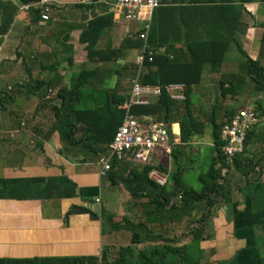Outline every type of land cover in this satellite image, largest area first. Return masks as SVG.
I'll return each instance as SVG.
<instances>
[{"label":"crops","instance_id":"crops-1","mask_svg":"<svg viewBox=\"0 0 264 264\" xmlns=\"http://www.w3.org/2000/svg\"><path fill=\"white\" fill-rule=\"evenodd\" d=\"M111 1L83 0L82 4L92 2V6L82 8L74 0H50L45 21H31L27 10L17 9L8 31L0 36V94L6 93L0 105V130L7 131L0 138V258L94 255L108 245L113 236L111 232L100 234L99 209L104 207L113 213L114 204L121 207L127 197L117 194L119 184L98 176L96 160L101 152L98 149L105 144L92 140L86 141L88 145L75 141L64 143L53 129L54 111L61 105L56 93L68 87L72 74L84 66L85 69L96 68L98 73L85 85L86 92L105 85L110 90L116 83L112 67L115 68L117 62L119 66L132 64L139 53L138 48H123L114 64L98 61L94 55L87 56L85 43L78 40L86 20L102 13L105 5L108 11ZM244 7L246 13L242 14V21L247 28L239 36L241 41L238 40L245 53L254 59L259 49L262 32L259 23L264 7L258 2L244 4ZM16 22L31 32L22 36L21 41L17 38L15 50L9 54L3 47L10 40V30ZM143 24L141 20L125 21L112 15L110 27L105 29L94 48L104 49L99 56L107 58L110 55L105 49L107 45L117 47L124 37L139 34ZM184 27L192 29L189 24ZM174 45L179 47L180 43ZM23 51H27V56ZM158 51H163V47ZM126 71L123 70L117 83L120 93L129 89L125 85ZM113 75L115 78L110 86ZM67 100L63 105L75 104L70 96ZM98 125L103 127L104 122ZM172 130L178 132L176 122L172 123ZM79 137H82L79 131L74 130L73 139ZM156 157L152 156V165L158 163L159 156ZM137 165L142 164L126 161L118 172L125 175ZM254 166L256 171L240 172L241 184H247L246 192L241 191L242 185L232 188L230 182V200L219 202L211 209L206 236L198 243L200 264L226 261L264 264L261 229L264 224V166ZM228 171L237 173L232 165ZM94 207H98L97 213ZM166 231H174V228L167 227ZM182 240L176 241L177 244L189 242L185 238Z\"/></svg>","mask_w":264,"mask_h":264},{"label":"trees","instance_id":"trees-1","mask_svg":"<svg viewBox=\"0 0 264 264\" xmlns=\"http://www.w3.org/2000/svg\"><path fill=\"white\" fill-rule=\"evenodd\" d=\"M17 1L30 3L37 0ZM158 2L159 5L150 13L146 36L147 48L143 51L140 82L158 86L159 93L150 97L147 104L133 105L131 112L136 116L148 115L155 120L163 121L168 129L171 123L176 122L179 143L171 146L169 153L173 163L171 171H167L160 161L155 165L132 166L125 175H121L118 169L126 161L111 162L105 177L112 184H122L128 194L126 201L137 208V213L133 214L135 220L122 215L120 221H117L114 213L100 207V234L123 228L130 232L129 243L118 246L114 252L110 246L104 245L98 254L94 255L0 258V264H200L201 249L198 243L206 236L205 227L211 209L219 202L230 200L232 191L230 181L225 176L227 171H222V168L228 169L229 165L225 163V157L220 150L224 143L220 136V128L223 119L231 116L236 108L213 102L211 109L204 112L205 116L202 114L203 119H200L197 117L198 114L194 113L196 107L191 106L192 87L199 82L204 65L212 72L218 71L227 48L232 44L242 59L235 72L218 80L219 95L223 98L226 94L234 92L240 83L251 86L255 92H260L264 88V67L261 63L264 61V13L259 23L262 32L257 57L250 58L238 40L247 28V24L242 21V14L246 13L244 4L258 2L264 7V0H158ZM77 6L88 8L92 6V2L78 3ZM106 8L105 5L102 13L93 14L86 20L78 40L85 43L88 57L94 55L98 61H110L114 64L116 58L122 55L123 48L140 49L142 40L138 38V34L134 37H124L117 47L106 46L105 49L110 51L107 58L100 57L99 54L104 49H95L94 46L105 29L111 25L112 14ZM16 12L17 7L14 3L10 0H0V36L8 31ZM27 16H30L31 21L39 20L40 8L30 7ZM184 23L192 25V29L189 31L184 27ZM176 42L180 43L179 47L174 45ZM160 47H163L161 52L158 51ZM148 51L150 61L147 60ZM129 67L135 71L134 64H121L118 68L113 66L111 74L116 75L115 85L110 90L105 85L88 93L85 85L91 82L98 70L81 68L72 74L68 87L61 88L56 93L61 105L54 111L56 120L53 129L57 131L61 141L64 143L75 141L85 145L86 141L92 140L96 144H105L104 148L98 149L100 153L106 149L123 116V110L118 105L127 98L129 89L120 93L117 91V83L123 70ZM168 84H181L183 99L170 98L165 90ZM36 87H39L38 83ZM93 93L94 97L86 98V95ZM69 96L73 98L75 104L67 102L68 105H63V101L65 102ZM5 98L6 93L2 92L0 105ZM255 108H261L259 102ZM101 121L104 122L103 127L98 125ZM256 124L257 121L246 131L243 151L232 157V166L244 174L255 165L244 153ZM74 130L79 131L82 136L78 140L73 139ZM206 130L213 155L205 170L198 173L197 181L200 188L195 191L183 182L177 160L183 154L185 145L192 143L194 136H202ZM259 155H264V147ZM152 168L167 173L163 185H158L148 178V171ZM246 185V183L242 185V192H246ZM128 206L127 210H132ZM184 220L189 228L184 234L185 238L188 237V243L177 244L172 237L162 235V226ZM261 229L264 233V224ZM219 264L234 263L226 261Z\"/></svg>","mask_w":264,"mask_h":264},{"label":"built area","instance_id":"built-area-1","mask_svg":"<svg viewBox=\"0 0 264 264\" xmlns=\"http://www.w3.org/2000/svg\"><path fill=\"white\" fill-rule=\"evenodd\" d=\"M18 10L26 11L30 7L40 8V20H47L50 10V0H37L30 3H21L11 0ZM81 3L83 0H74ZM159 5L158 0H112L108 3V11L114 18L125 21L141 20L144 22L138 38L142 40L139 53L134 56L132 63L135 66L133 75L129 78V93L118 107L123 110L120 124L116 127L108 142L106 149L97 156L98 176L104 177L108 172L112 161H130L137 164H151L152 155L159 156L170 153L172 144L179 142L178 132L172 130V123L169 129L163 121L155 120L148 115L136 116L131 112L133 105L147 104L150 97L159 93V87L140 82V75L143 70V51L147 48L146 36L151 10ZM148 51L147 60L150 61ZM181 84H168L166 92L172 99H183ZM178 90V93L175 91ZM220 128V136L223 144L220 147L225 157V163L232 165V157L239 154L244 148L246 131L256 123L254 109L249 106H242L235 109L233 114L223 119ZM23 120L19 125L22 126ZM7 131L0 130V138ZM9 132V131H8ZM169 134L171 138L169 139ZM228 168V169H229ZM222 168V171H228ZM148 178L158 185L166 182L167 173L156 168L148 171ZM97 200V199H96Z\"/></svg>","mask_w":264,"mask_h":264},{"label":"rangeland","instance_id":"rangeland-1","mask_svg":"<svg viewBox=\"0 0 264 264\" xmlns=\"http://www.w3.org/2000/svg\"><path fill=\"white\" fill-rule=\"evenodd\" d=\"M56 1L64 2L68 0H56ZM21 24L22 23L20 22H16L14 26L11 27L10 31H12V34H10V38H9L10 40L6 43V46L3 47V50L9 54H13V51L15 50L14 47L16 45L17 38H19L21 41L22 36H28L31 32V31H26L21 26ZM239 40L241 41V37L239 38ZM23 52H25L27 56V51H23ZM241 59L242 58L237 53L235 47L232 44H230L225 52L224 59L217 72L210 71L208 66L204 65L202 68V73L199 82L193 85V90L191 93V106L197 108V109L195 108L194 113L198 114L197 117L203 119V117L205 116L204 112L206 113L211 109L210 106L213 102H219L221 105L225 104L227 106H233L234 108L249 106L253 109L255 108L256 104L259 102L261 108L254 109L257 124L254 127V133L247 144V148H246L247 150L246 153H244V155L250 157L256 166H258V164H262L264 166V158L259 159L260 157L259 154L261 153V151H263V147H264V88L260 92H255L253 88H251V86H245L242 83H240L241 87L240 84H238L234 92L226 94L223 98L219 95V87L217 83L218 80L229 73L235 72V70L238 68L237 65L241 61ZM261 63L263 64L264 67V61H262ZM133 73L134 70H132L130 67L126 71L125 85L127 89L129 87V78L130 76L133 75ZM232 82L234 84H237L236 81L234 80H232ZM3 85L4 87H6L5 84ZM7 88H4V90H6ZM192 141H193L192 143L185 145L183 150L184 152L181 155V157L177 160V162L181 170V178L183 182L187 186L191 187L193 190L198 191L200 188V184L197 181V175L198 173L205 170L211 156L213 155V149L210 146L209 134L207 130L204 132L203 136L200 137L194 136L192 138ZM152 156L153 158H157L154 155ZM160 161L163 162V165L167 171H171L173 169V163L170 154L159 155L157 162ZM255 169H256L255 166H253L252 170L250 171H253ZM251 174H253V172ZM225 176L231 182L232 188H236L242 185L239 177L240 171L237 170V173H231V171H228L225 174ZM118 184L119 186H118L117 194L120 196L128 197V194L124 189V187L122 186V184L121 183ZM103 196H104V192H103ZM128 205L129 204L127 201H124L121 207L119 205L114 204V208L111 210L112 211L115 210V212L113 213L116 215L117 221H120L119 218H121L122 215H126L133 220L136 219V217H134L133 214L137 213V208L136 207L134 208L133 205H129L132 210H127L126 207ZM123 211L125 212V214L124 213L120 214V212ZM185 222L186 221L184 220L178 223H169L162 226L161 228L163 229V231H161L162 235L167 237H172L177 242H182L183 241L182 239L185 238L184 234L189 229L186 226ZM170 226L174 228V231H166V228ZM111 233L113 234V236H111L112 238L109 240L108 246L111 247L112 252H114L115 248H117L118 246L126 245L129 243L130 232L128 230L122 228L118 231H112ZM186 239H188V237H186L185 240ZM137 246L141 247V245H137Z\"/></svg>","mask_w":264,"mask_h":264},{"label":"water","instance_id":"water-1","mask_svg":"<svg viewBox=\"0 0 264 264\" xmlns=\"http://www.w3.org/2000/svg\"><path fill=\"white\" fill-rule=\"evenodd\" d=\"M118 66H119V63L117 62L116 65H115V68H118ZM114 78H115V75H113L112 76V80H110V83H109L110 86L113 84V79ZM97 211H98V207H94V212L97 213Z\"/></svg>","mask_w":264,"mask_h":264},{"label":"bare ground","instance_id":"bare-ground-1","mask_svg":"<svg viewBox=\"0 0 264 264\" xmlns=\"http://www.w3.org/2000/svg\"><path fill=\"white\" fill-rule=\"evenodd\" d=\"M174 130H176V125L173 126Z\"/></svg>","mask_w":264,"mask_h":264}]
</instances>
